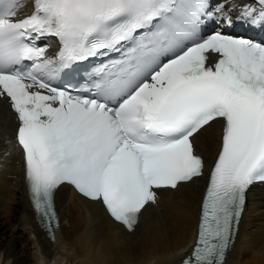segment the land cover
<instances>
[{
    "label": "snow or ice",
    "instance_id": "snow-or-ice-1",
    "mask_svg": "<svg viewBox=\"0 0 264 264\" xmlns=\"http://www.w3.org/2000/svg\"><path fill=\"white\" fill-rule=\"evenodd\" d=\"M23 7L0 0V99L48 231L64 185L133 231L147 206L204 175L195 141L219 123L182 264H226L247 193L264 184V40L223 29L264 28V0H33L21 17ZM77 67L82 87L58 86Z\"/></svg>",
    "mask_w": 264,
    "mask_h": 264
},
{
    "label": "bare ground",
    "instance_id": "bare-ground-1",
    "mask_svg": "<svg viewBox=\"0 0 264 264\" xmlns=\"http://www.w3.org/2000/svg\"><path fill=\"white\" fill-rule=\"evenodd\" d=\"M0 99V252L3 264H172L196 237L207 173L174 193H165L142 212L129 232L114 222L99 202L76 194L68 185L55 194L59 227L50 241L36 222L24 182L23 153L17 146L12 115ZM221 141L215 124L195 141L206 163ZM226 264H264V186L247 193L235 241Z\"/></svg>",
    "mask_w": 264,
    "mask_h": 264
},
{
    "label": "rangeland",
    "instance_id": "rangeland-1",
    "mask_svg": "<svg viewBox=\"0 0 264 264\" xmlns=\"http://www.w3.org/2000/svg\"><path fill=\"white\" fill-rule=\"evenodd\" d=\"M50 263L51 264H56L55 261H53V260ZM0 264H3V259H2V253L1 252H0ZM7 264H10V261ZM36 264H46V263L43 260L39 259V261L37 260Z\"/></svg>",
    "mask_w": 264,
    "mask_h": 264
},
{
    "label": "water",
    "instance_id": "water-1",
    "mask_svg": "<svg viewBox=\"0 0 264 264\" xmlns=\"http://www.w3.org/2000/svg\"><path fill=\"white\" fill-rule=\"evenodd\" d=\"M47 225V224H46ZM52 228V227H51ZM47 230H48V227H47Z\"/></svg>",
    "mask_w": 264,
    "mask_h": 264
}]
</instances>
